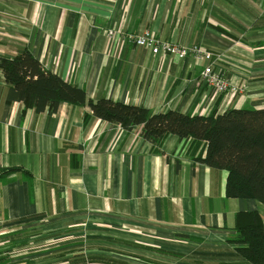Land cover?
<instances>
[{"label":"crops","instance_id":"obj_1","mask_svg":"<svg viewBox=\"0 0 264 264\" xmlns=\"http://www.w3.org/2000/svg\"><path fill=\"white\" fill-rule=\"evenodd\" d=\"M109 29L222 54L217 69L244 92L216 94L208 62L113 47ZM24 49L92 100L191 116L264 109V0H0V58ZM8 89L0 70V174L17 170L0 179V264H128L69 250L89 239L69 242V229L86 227L113 233L137 264H250L229 238L240 212L264 225V205L226 197L228 173L198 161L205 141L170 135L157 151L141 127L66 103L37 113L7 103Z\"/></svg>","mask_w":264,"mask_h":264},{"label":"trees","instance_id":"obj_2","mask_svg":"<svg viewBox=\"0 0 264 264\" xmlns=\"http://www.w3.org/2000/svg\"><path fill=\"white\" fill-rule=\"evenodd\" d=\"M0 70L9 85L7 103L21 102L37 113H56L63 103L89 107L93 115L126 131L142 128L143 138L156 150L170 135L207 143L199 162L228 173L226 197L252 199L264 205V109H230L208 116L142 107L101 98L89 99L85 90L47 71L27 49L15 57H1ZM17 171L0 174V179ZM235 236L229 242L250 264H264V225L258 211L236 216Z\"/></svg>","mask_w":264,"mask_h":264},{"label":"built area","instance_id":"obj_3","mask_svg":"<svg viewBox=\"0 0 264 264\" xmlns=\"http://www.w3.org/2000/svg\"><path fill=\"white\" fill-rule=\"evenodd\" d=\"M105 34L113 47L119 44H131L148 49L153 56L161 58L170 56L179 60H185L188 57H193L196 62H208V65L202 71L201 77L209 87L214 89L216 94L236 95L244 92L243 88L233 85L226 78L223 69H217V65L221 63L224 56L212 52L203 46L193 45L184 47L172 42L162 41L150 31L135 34L118 29H109Z\"/></svg>","mask_w":264,"mask_h":264},{"label":"rangeland","instance_id":"obj_4","mask_svg":"<svg viewBox=\"0 0 264 264\" xmlns=\"http://www.w3.org/2000/svg\"><path fill=\"white\" fill-rule=\"evenodd\" d=\"M98 230L99 229L94 228V227H92V228L86 227L85 229H78V228L69 229V242H75L77 240V238H79L80 232H83L81 234L83 237L88 235L87 237L89 238V239L85 238L86 240L84 241V246H78V245L75 246L74 245L69 250L74 249V250H77V252L89 250L90 252L97 253L99 251L107 249V250H109L107 253L110 254V256L112 258L121 257L122 259L126 260L125 262L128 264H131V263L137 264L136 261L134 260V258H132L133 257L132 253H129L128 247L121 248L115 244L116 243V241H115L116 236L113 233H111V234L109 233L108 235H104V237H101L102 239H99V237H97L98 234L95 233ZM104 238H107V239H104ZM97 241L110 242L113 244H106V243L103 244V243H99ZM102 252H104V251H102ZM143 253L145 254V252H143ZM151 256L158 258V259H161V258L154 256V255H151ZM155 262H157V263L159 262V264H168L166 262L163 263L161 261H155ZM169 262H174V261L169 259ZM69 264H82V262L81 261H71ZM169 264H172V263H169Z\"/></svg>","mask_w":264,"mask_h":264}]
</instances>
